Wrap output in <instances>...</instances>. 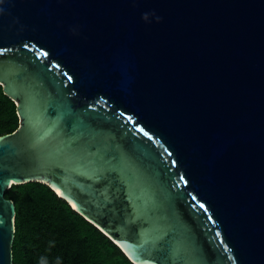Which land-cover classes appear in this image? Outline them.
<instances>
[{
  "label": "water",
  "instance_id": "water-1",
  "mask_svg": "<svg viewBox=\"0 0 264 264\" xmlns=\"http://www.w3.org/2000/svg\"><path fill=\"white\" fill-rule=\"evenodd\" d=\"M0 84V264L30 181L135 264H264V0H0Z\"/></svg>",
  "mask_w": 264,
  "mask_h": 264
},
{
  "label": "trees",
  "instance_id": "trees-1",
  "mask_svg": "<svg viewBox=\"0 0 264 264\" xmlns=\"http://www.w3.org/2000/svg\"><path fill=\"white\" fill-rule=\"evenodd\" d=\"M20 124L15 101L0 84V136ZM6 197L16 205L13 264H135L102 230L49 185L13 184Z\"/></svg>",
  "mask_w": 264,
  "mask_h": 264
},
{
  "label": "bare ground",
  "instance_id": "bare-ground-1",
  "mask_svg": "<svg viewBox=\"0 0 264 264\" xmlns=\"http://www.w3.org/2000/svg\"><path fill=\"white\" fill-rule=\"evenodd\" d=\"M72 203L74 204V202L72 201ZM75 205V204H74ZM123 245V247L125 248V250L128 252V254L133 257L136 258V256L130 251V249L128 248V246L126 245V243H121ZM139 264H144L141 261L139 262Z\"/></svg>",
  "mask_w": 264,
  "mask_h": 264
},
{
  "label": "clouds",
  "instance_id": "clouds-1",
  "mask_svg": "<svg viewBox=\"0 0 264 264\" xmlns=\"http://www.w3.org/2000/svg\"><path fill=\"white\" fill-rule=\"evenodd\" d=\"M161 18L157 17V20L159 21ZM40 264H48L46 257H41Z\"/></svg>",
  "mask_w": 264,
  "mask_h": 264
}]
</instances>
